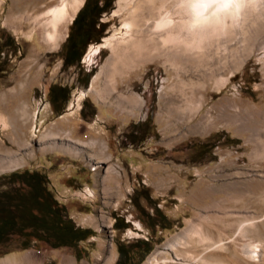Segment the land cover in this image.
Here are the masks:
<instances>
[{"label":"rangeland","instance_id":"obj_1","mask_svg":"<svg viewBox=\"0 0 264 264\" xmlns=\"http://www.w3.org/2000/svg\"><path fill=\"white\" fill-rule=\"evenodd\" d=\"M95 1L0 0V112L13 116L26 104L29 116L28 126L0 123V155L25 157L15 169L0 168V197L29 190L14 173L38 171L64 215L96 231L76 247L54 248L13 230L0 243V264H116L119 245L133 264H264V0L243 1L198 51L168 36L165 55L148 51L146 62L99 79L111 43L148 38L177 7L145 3L132 25L140 0H100L105 9L90 16ZM83 7L81 20L96 26L80 64L67 65ZM80 68L93 70L87 86L77 80ZM64 86L69 92L58 99ZM16 131L30 148L13 140ZM51 142L57 146L40 149ZM135 192L145 211L133 204ZM155 204L171 228L148 225L145 212ZM115 216L130 226L115 228ZM244 218L257 234L241 232ZM193 226L210 242L189 237ZM148 239L153 249L139 263L145 247L136 244ZM251 242L260 245L253 250Z\"/></svg>","mask_w":264,"mask_h":264},{"label":"bare ground","instance_id":"obj_2","mask_svg":"<svg viewBox=\"0 0 264 264\" xmlns=\"http://www.w3.org/2000/svg\"><path fill=\"white\" fill-rule=\"evenodd\" d=\"M124 1V0H121ZM244 2H248L249 0H243ZM138 2V1H137ZM150 4L156 6V0H140L138 3H136L131 11V15L133 16V21L130 23L132 25L136 24L135 21V16L139 15L142 12L144 4ZM176 6V5H175ZM164 7V6H163ZM176 7H173L175 9ZM158 12H161L162 8L158 9ZM171 15L168 17V24L165 25L164 27H161V29H154L153 26L148 28L149 36L148 38H134L131 37L128 40H118L115 43H111V53L108 56L106 62L102 66L101 70L99 73L96 75L95 79H99L102 76L108 75V74H118L122 73L124 69L130 68L135 64H139L141 62H146L148 60V51H156L161 55H165L168 47H167V38L168 36L177 38V33L180 32L181 28L184 27L183 21L178 22L177 20L174 19L175 14L184 16L183 11L180 9H176L174 11H170ZM162 14V12H161ZM226 19V17H225ZM137 32H142L141 28L135 29ZM133 38V39H132ZM125 43V44H122ZM14 95V94H13ZM5 98V97H3ZM16 98V97H15ZM8 99V98H7ZM23 103V102H22ZM30 105V104H29ZM2 108V107H1ZM29 109V108H28ZM16 113L12 116L11 114L6 113L4 110L0 112V123L4 126L7 127L8 125H12L15 128L20 127V121L19 119L26 125L27 120L29 119L27 115V110H26V104H23V106H17L15 108ZM20 129V128H19ZM23 129V128H22ZM14 134V133H13ZM47 136V134H46ZM13 140L20 146L23 147H29L30 148V140H22V138L17 134V131L13 136H11ZM50 146V147H49ZM57 146L56 142H51L42 144L41 148L42 150L46 151L49 148H53ZM63 147V146H62ZM13 151V150H12ZM15 152V151H14ZM7 153V152H6ZM22 154V153H21ZM23 155V154H22ZM20 155L19 153H14V154H5V155H0V168L2 170H12L15 169L25 163V157ZM103 161V160H100ZM225 217H217V220L219 222H222ZM240 220V219H239ZM230 226V225H229ZM240 230L243 234H248V235H253L257 234L259 231L254 225L253 221H250L249 218H244L241 219L239 222ZM241 233V234H242ZM260 234V233H259ZM187 235L190 237H193V235H198L199 240L201 242H210L211 239V234L204 233L200 228L193 226L189 231L187 232ZM255 236V235H254ZM183 243L190 244L189 239L188 240H183ZM216 244L215 249H223L224 244H218L215 241ZM212 244V243H211ZM260 243H248V246L252 248L253 250L257 249ZM213 248V247H212ZM164 258L169 259V255L162 256ZM257 260H261L258 258ZM262 262V261H261ZM264 262V261H263ZM210 264V263H209ZM212 264H217L213 262Z\"/></svg>","mask_w":264,"mask_h":264},{"label":"trees","instance_id":"obj_3","mask_svg":"<svg viewBox=\"0 0 264 264\" xmlns=\"http://www.w3.org/2000/svg\"><path fill=\"white\" fill-rule=\"evenodd\" d=\"M85 7H83L79 11L78 15L74 19L73 23L75 24V27L79 22L81 23L80 24L81 28H85V29H88L90 25L94 27L96 26V22L93 21L90 22V17L81 20L80 14L85 9ZM105 7H106L105 5L100 6V0H96L93 8L91 9L90 16L94 15L96 12L99 11L100 13H102L103 12L102 10L105 9ZM70 38L71 36H69V40ZM81 83L86 86L89 84V82H81ZM36 174H39L41 177H43L42 179H44L43 186L39 190L37 188L35 189L31 188V191H35L36 193L38 192L43 193L41 194L39 206H37L33 210L36 219L30 223L28 222L18 223L19 222L18 219L21 216H20V211L16 206L14 210L15 223L13 229L24 234L25 228L32 227L33 231L31 233H33L35 236L39 237L40 239L49 241V243L54 248L61 246L76 247L79 241L94 236L96 234V231L94 229L77 226L71 218H68L64 215L65 207L58 202V200L53 195L52 191L48 188L47 179L44 178L45 176L39 172H37ZM21 175H23V173L20 172L13 174V176L16 177L17 179H20ZM47 196H50L51 198L49 205H45V200ZM145 199L148 202L152 201V198L149 194H145ZM132 202L137 208L145 211L144 208H142L141 199L139 195L136 194V192L132 196ZM154 209H155L154 213L145 212V215L147 216L148 225L155 230L158 225L161 226L162 228H171L170 224L167 223L168 218L166 214H164V212L158 206H156V204L154 205ZM159 219L165 221V223ZM128 226H130L129 222H125L124 219L115 216V228L122 229V228H127ZM9 232H2L1 237H3V240L5 239L6 235L9 234ZM136 246H138L139 248L141 246L145 247L144 254L139 261V263H141L146 257V255L149 254L153 249L152 239L139 240ZM119 251H120V256L116 264H133L131 262L132 256L130 254L129 249L127 250L124 245H119Z\"/></svg>","mask_w":264,"mask_h":264},{"label":"flooded vegetation","instance_id":"obj_4","mask_svg":"<svg viewBox=\"0 0 264 264\" xmlns=\"http://www.w3.org/2000/svg\"><path fill=\"white\" fill-rule=\"evenodd\" d=\"M80 24L81 23L79 22L73 30L71 38L64 52V61L67 65L80 64L85 47L91 38V35L89 34V28H81ZM93 74L94 73L92 69L84 72V69L80 68L77 80L78 82H90ZM68 92L69 88L67 86L60 87V89H58V92L56 91V97H58L59 99V97H63L64 94H67ZM58 99H56V101H58ZM37 172L38 171L30 172L29 170H27L23 172V175H21L20 179H18L23 181L29 187L28 191H6L0 197V243L3 241V237H1L2 232H9L14 230V210L16 206L18 207L21 216L18 219V223H30L36 219L33 210L37 206H39L41 194L43 193H36L35 191H31V188H37L39 190L44 183V179H42L43 177H41L39 174H36ZM44 178L47 179V176H45ZM50 201V196H47L45 205H49ZM28 228L31 229L29 230V232L26 231ZM30 231H33V228L27 227L25 228L24 234H32Z\"/></svg>","mask_w":264,"mask_h":264},{"label":"clouds","instance_id":"obj_5","mask_svg":"<svg viewBox=\"0 0 264 264\" xmlns=\"http://www.w3.org/2000/svg\"><path fill=\"white\" fill-rule=\"evenodd\" d=\"M242 2L243 0H176V7L185 16L184 27L177 33V42L192 52L202 49L224 27L225 17L233 16Z\"/></svg>","mask_w":264,"mask_h":264}]
</instances>
